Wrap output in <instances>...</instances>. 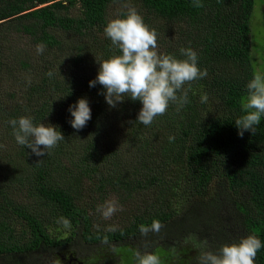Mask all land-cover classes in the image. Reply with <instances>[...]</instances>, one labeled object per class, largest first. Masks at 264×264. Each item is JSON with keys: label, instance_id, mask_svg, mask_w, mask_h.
<instances>
[{"label": "trees", "instance_id": "1", "mask_svg": "<svg viewBox=\"0 0 264 264\" xmlns=\"http://www.w3.org/2000/svg\"><path fill=\"white\" fill-rule=\"evenodd\" d=\"M124 1L147 15L161 54L184 59L180 49L191 48L207 70L192 83L189 102L170 105L151 126L137 122L139 101L112 108L101 85L89 87L99 62L121 54L104 29L110 7ZM201 2L0 0V57L13 43L22 73L0 96V258L7 264H54L67 253L82 264H118L125 248L134 255L184 251L199 264L189 236L207 240L214 252L249 235L264 244V117L243 138L234 123L259 62L250 27L255 1ZM258 52L261 64L264 50ZM80 98L92 118L77 132L68 108ZM22 116L57 126L65 140L35 156L12 135L9 120ZM112 198L123 210L108 232L97 207ZM61 216L71 230L56 223ZM154 219L164 225L160 233L142 236L139 226ZM255 264H264V247Z\"/></svg>", "mask_w": 264, "mask_h": 264}, {"label": "clouds", "instance_id": "2", "mask_svg": "<svg viewBox=\"0 0 264 264\" xmlns=\"http://www.w3.org/2000/svg\"><path fill=\"white\" fill-rule=\"evenodd\" d=\"M193 6L200 8L203 4L201 0H193ZM126 7L127 12L123 17L110 20L104 29L112 47L121 54L99 62L97 77L89 82V87L101 85L105 91L100 94L104 95L106 103L112 108L123 103L126 98L139 101L142 108L137 122L151 126L157 117L167 114L170 105L183 107L187 104L192 83L205 78L207 70L198 67V56L191 48L180 49L184 59L161 54L158 51V34L155 29L144 22L134 7ZM45 50V44L36 45L37 54H43ZM47 75L51 77L52 72ZM246 89L247 94L240 101L244 114L234 122L241 138L245 132L254 135L264 117V71L254 70ZM200 100L201 103H207L208 94H202ZM68 111L73 117L69 123L77 132L85 128L92 118L87 98H80L76 104L69 106ZM9 124L16 143L30 149L37 157L45 156L65 140L57 126L34 124L31 117L10 119ZM169 140L173 141L174 137L170 136ZM122 210V206L115 200H108L97 207V212L106 220ZM56 223L64 229L72 228L70 220L63 216ZM163 227L159 220L154 219L150 226L141 224L139 232L142 236H147L150 232L159 234ZM105 231L115 232L116 227L109 226ZM189 241L200 250L199 264H255L258 252L264 247L255 235L241 238L239 242L230 245H222L215 252L211 250L207 240L198 241L194 236H189L185 243ZM102 243H108L106 236ZM135 258L137 264H163L161 257L154 253L142 254L136 251Z\"/></svg>", "mask_w": 264, "mask_h": 264}, {"label": "rangeland", "instance_id": "3", "mask_svg": "<svg viewBox=\"0 0 264 264\" xmlns=\"http://www.w3.org/2000/svg\"><path fill=\"white\" fill-rule=\"evenodd\" d=\"M69 0H62L63 5L66 4ZM255 1V7L254 12L252 15L251 20V36L253 45L255 46L253 50V57L257 60L258 64L260 65V70L264 71V61L260 64L258 48H262L264 50V0H254ZM127 6L134 7L137 12L144 18H146V14L139 8L140 5L137 4L134 1H124L120 3L113 4L109 9V21L115 18H122L123 14L127 12ZM77 10H72V13L75 14L77 12H74ZM147 25L149 23L145 22ZM153 24H159L156 20H153ZM14 40L17 41V38H14ZM5 50L1 53L0 57V90L1 94L0 96L4 95L7 91L10 90V86L14 85V81L17 77L21 76L22 73L18 67V60L19 56L17 55L18 51L17 48H12L13 43L11 44H4ZM254 65V69H258ZM4 100V99H2ZM110 200H115V198H112ZM118 202V201H117ZM118 216H120L119 211H117L110 219H105L107 223H109L110 226L117 225L118 224ZM188 251V250H185ZM161 260L163 261V264H191L190 257L188 254H185V252H179V251H171V253L167 254L164 252L157 253ZM119 255L121 256V259L119 260L118 264H137V260L135 258V255L129 248H125L121 251H119ZM58 259V258H57ZM61 261L55 262L54 264H82L81 261L77 258H75L71 254H64L61 255ZM0 264H7V261L4 258H0Z\"/></svg>", "mask_w": 264, "mask_h": 264}]
</instances>
